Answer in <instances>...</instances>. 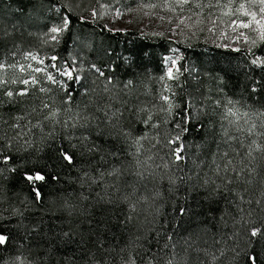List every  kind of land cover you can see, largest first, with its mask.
<instances>
[{
	"label": "snow or ice",
	"instance_id": "obj_1",
	"mask_svg": "<svg viewBox=\"0 0 264 264\" xmlns=\"http://www.w3.org/2000/svg\"><path fill=\"white\" fill-rule=\"evenodd\" d=\"M134 2L183 13L190 0ZM204 6L229 9L224 15L236 17L229 25L232 31L247 30L233 42L243 38L250 44L244 50L250 65L264 69V53L253 51L264 45V0L239 3L235 11L219 0ZM113 10L122 17L132 7ZM56 11L59 17L41 34L42 44L51 48L72 25L71 7ZM97 15L93 8V20ZM186 20L192 16L179 18L177 28L189 27ZM20 31L0 9V264H221L228 252L233 261L239 257L227 241L236 240L241 229L248 249L264 239V106L242 110L239 101H222L219 93L204 91L178 101L165 81L182 74L179 56L162 57L158 93L138 94L133 79L114 80L95 63L89 69L96 77L93 87L84 88L82 59L23 50L16 43ZM76 86L84 88L79 100ZM248 87L252 94L264 93V77L252 79ZM17 105L22 107L13 111ZM137 125L143 130L137 131ZM193 129L202 138L187 140ZM54 142L69 171L51 174L58 187L49 201L40 187L50 182L49 176L41 170L24 173L34 199H20L7 183L17 171L14 156L39 154ZM221 203L220 226L229 227L228 217L232 232L213 241L220 248L201 247L192 231L180 234L205 206ZM229 205L236 215L227 211ZM117 212L118 232L108 220L109 213ZM244 255L247 264H264L250 250Z\"/></svg>",
	"mask_w": 264,
	"mask_h": 264
},
{
	"label": "trees",
	"instance_id": "obj_2",
	"mask_svg": "<svg viewBox=\"0 0 264 264\" xmlns=\"http://www.w3.org/2000/svg\"><path fill=\"white\" fill-rule=\"evenodd\" d=\"M144 3L164 4L165 0H143ZM174 4V0H167ZM221 5L231 4L235 11L239 3L247 4V0H219ZM200 4L201 7H195ZM217 0H190L188 5L184 6V12L181 13L177 8L176 13H172L165 8H155L167 14L191 15L202 23L212 21L231 22L236 17L233 15H224L228 12L227 7H207L204 5H216ZM104 5V7H101ZM128 5L136 7L134 0H120L115 4L114 0H0V9L9 17L14 19L15 23L21 26V31L16 34V43L23 50L41 49V54L58 55L61 59L67 60L71 57H77L83 60L84 71L81 75L84 88H92L95 74L91 72L90 65L95 63L102 67L106 74L112 75L114 80L126 81L133 79L136 82L137 93L151 91L158 93L161 89L160 75L165 68L162 67V57L170 54L173 48H178L181 53L179 66L181 75L178 80L165 81L177 94V100L182 102V98L187 99L188 93H197L198 91L212 92L215 96L220 94V99L226 101L231 98L239 101L237 107L242 110L249 106L261 108L264 106V93L252 94L248 87L252 79L259 80L264 77V69H257L250 65L249 56L244 50L234 51L222 47H216L204 42L202 39L189 41V43H178L167 39L166 37L143 34L136 30L112 31L105 26L97 17L95 20H89L84 14L96 9L98 15L104 9L112 10L119 7L122 10ZM72 9V25L69 32H65L59 44L54 48L43 45L41 34L47 30V26L53 23L60 15L56 9L63 11L64 8ZM13 13L17 15L13 16ZM97 15V16H98ZM238 15V14H237ZM84 17L87 23L82 22L79 17ZM242 19H246L241 17ZM31 33L32 35H29ZM11 47V44L8 46ZM256 53H264V45L254 49ZM22 86V85H18ZM76 99H81L80 93L84 88L76 86ZM62 95V94H61ZM26 99V98H21ZM22 106L17 105L13 111H18ZM11 106H7V111ZM137 131H142V127L137 125ZM202 133L195 129L186 137L187 140L202 138ZM18 165L16 173L12 174L7 181L11 192L18 194L20 199H34V193L31 186L24 178V173L32 170H41L49 176V183L42 184L41 192L46 201H49L54 195V189L58 186L51 182L53 172L64 176L69 171L64 168L58 159V144L52 143L39 154L22 153L14 156ZM55 165V167H53ZM258 187V186H257ZM258 195V190L253 193ZM165 212H169V207L165 206ZM203 214L184 223L180 234L185 230L192 231L198 236L203 248L215 251L220 248L219 243L214 244V240H219L222 234L232 232L231 220L228 217L229 227L220 226V216L223 211V203L205 206L200 210ZM227 211L231 215H236L235 209L229 205ZM35 215L39 218V212ZM119 213H109L108 220L113 231H119L117 217ZM3 227L12 229L13 224H6ZM239 227V226H237ZM15 235V233H13ZM226 238V237H225ZM18 237L13 240V244L18 242ZM246 236L241 229L240 235L236 240H228V246L235 247L240 252L238 258L233 261V253L228 252L227 259L222 258L221 264H247L245 250H250L264 261V239H256L251 249H248ZM207 241V243H204ZM27 244V241L25 242Z\"/></svg>",
	"mask_w": 264,
	"mask_h": 264
},
{
	"label": "rangeland",
	"instance_id": "obj_3",
	"mask_svg": "<svg viewBox=\"0 0 264 264\" xmlns=\"http://www.w3.org/2000/svg\"><path fill=\"white\" fill-rule=\"evenodd\" d=\"M186 16L187 15L173 16L155 9L136 6L132 8L131 12L124 11L122 17H118L114 10L112 11L109 9H104L97 17L104 25H107V28L110 30H136L143 34L163 36L178 43H189V41L202 39L204 42L216 47L233 50L236 48L241 50L251 48L250 44L246 45L243 43V38H240L239 42H233L236 41L240 31L247 30L237 29L233 32L232 28L229 26L231 22L212 21L202 23L197 18L192 17V20L185 21L189 27L180 26V28H177L178 19ZM84 17L89 20L93 19L91 11L85 13ZM160 17L164 18L163 23L161 22ZM169 20L172 21L171 24L168 23ZM196 21L200 22L196 23ZM209 29L212 30L209 31ZM249 35L251 38L255 37V33H250ZM168 56L181 57V53L178 48H173Z\"/></svg>",
	"mask_w": 264,
	"mask_h": 264
}]
</instances>
